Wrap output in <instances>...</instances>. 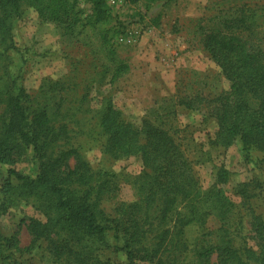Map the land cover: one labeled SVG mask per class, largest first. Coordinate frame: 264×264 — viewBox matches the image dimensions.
<instances>
[{
  "label": "trees",
  "instance_id": "trees-1",
  "mask_svg": "<svg viewBox=\"0 0 264 264\" xmlns=\"http://www.w3.org/2000/svg\"><path fill=\"white\" fill-rule=\"evenodd\" d=\"M88 2L95 21L103 20L104 0ZM22 4L56 24L75 10L70 0H0V163L13 166L29 149L38 161L34 178L8 169L0 186V217L15 201L32 199L44 216L29 224L34 242L47 240L56 256L76 264H211L213 254L216 264H264V217L253 215L251 222L257 248L236 245L231 221H226L234 204L219 186L229 180L230 172L219 168L213 184L203 189L172 125L149 120L135 125L102 102L92 110L94 121L84 130L78 122L71 125L79 114L85 117L73 86L48 81L33 93L26 90L21 70H10L8 55L16 50L11 21ZM244 11L240 18L193 20L202 49L228 85L218 89L211 84L205 94L201 89L190 95L180 92L175 101L214 122L212 144L228 147L238 140L244 158L256 152L254 160L264 166V39L253 28L255 12ZM125 68L120 64L117 72ZM51 100L57 102L55 107ZM73 134L81 138L71 142ZM86 145L113 158L138 155L142 160L143 170L133 184L136 200L118 204L113 215L101 205L118 193V176L93 170L82 154ZM251 184L243 182L237 190L246 201L264 189V181ZM255 188L260 191L254 193ZM211 213L221 221L213 243L205 238V220ZM192 228L196 235L189 238L186 232ZM16 250L15 237L0 231V264H21ZM107 250L123 252L125 261L111 260Z\"/></svg>",
  "mask_w": 264,
  "mask_h": 264
},
{
  "label": "rangeland",
  "instance_id": "rangeland-1",
  "mask_svg": "<svg viewBox=\"0 0 264 264\" xmlns=\"http://www.w3.org/2000/svg\"><path fill=\"white\" fill-rule=\"evenodd\" d=\"M70 1L75 10L59 24L41 17L28 4L21 5L20 14L11 21L16 50L8 52L9 62H12L10 70L14 74L21 70V82L29 93L48 81L73 86L79 99L77 107H84L86 118L79 114L71 120L72 126L78 122L87 130L94 121L90 117L92 110L102 102L110 103L125 120L135 125L143 120L172 125L173 131L176 130L174 137L187 147L193 174L203 189L213 184L219 168L230 172L229 180L219 186L234 204L226 220L231 221V236L236 245L256 249L258 240L251 222L253 215L264 217V189L255 188L254 193L260 192L249 201L237 190L243 182H251L253 187L264 181V166L254 160L258 156L256 152H252L251 159H245L238 140L228 147L212 144L216 131L214 122L206 120L201 112L177 105L175 94L190 95L196 89L205 94L211 84L216 88L228 85L202 49L193 20L208 16L240 18L242 10L244 13L252 10L256 14L253 28L258 37L264 39V0H104L107 14L98 22L88 0ZM229 6L232 8L228 9ZM218 21L222 20L215 18V22ZM120 64L127 68L117 72ZM55 102L51 100L50 106L55 107ZM73 137L71 142L81 138L80 134ZM82 154L93 170L118 176V193L101 205L107 214L113 215L114 208L122 202L136 200L133 184L143 170L140 156L113 158L98 147L88 145ZM10 167L34 178L38 161L29 149L13 166L0 163V186ZM34 203L32 199L17 200L0 217L1 233L15 237L18 261L21 264H76L64 255L56 256L47 240L34 242L29 224L32 219L44 220ZM220 225L216 214H208L205 220L206 232H209L205 236L207 241L216 240ZM193 229H187L186 236L196 235ZM202 232L200 230L198 236H202ZM106 252L113 261H125L121 251ZM216 262L213 254L210 263Z\"/></svg>",
  "mask_w": 264,
  "mask_h": 264
},
{
  "label": "built area",
  "instance_id": "built-area-1",
  "mask_svg": "<svg viewBox=\"0 0 264 264\" xmlns=\"http://www.w3.org/2000/svg\"><path fill=\"white\" fill-rule=\"evenodd\" d=\"M114 1V0H113Z\"/></svg>",
  "mask_w": 264,
  "mask_h": 264
}]
</instances>
